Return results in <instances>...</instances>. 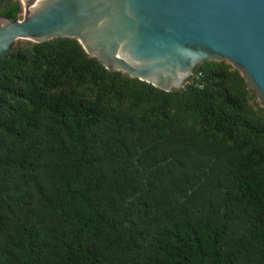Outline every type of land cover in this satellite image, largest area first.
<instances>
[{"label": "trees", "instance_id": "trees-1", "mask_svg": "<svg viewBox=\"0 0 264 264\" xmlns=\"http://www.w3.org/2000/svg\"><path fill=\"white\" fill-rule=\"evenodd\" d=\"M0 264H264V107L242 72L205 59L165 91L73 37L12 42Z\"/></svg>", "mask_w": 264, "mask_h": 264}, {"label": "water", "instance_id": "water-1", "mask_svg": "<svg viewBox=\"0 0 264 264\" xmlns=\"http://www.w3.org/2000/svg\"><path fill=\"white\" fill-rule=\"evenodd\" d=\"M0 15V58L12 42L73 37L108 69L165 91L196 64L226 59L264 107V0H21Z\"/></svg>", "mask_w": 264, "mask_h": 264}, {"label": "rangeland", "instance_id": "rangeland-1", "mask_svg": "<svg viewBox=\"0 0 264 264\" xmlns=\"http://www.w3.org/2000/svg\"><path fill=\"white\" fill-rule=\"evenodd\" d=\"M23 7V6H22Z\"/></svg>", "mask_w": 264, "mask_h": 264}]
</instances>
